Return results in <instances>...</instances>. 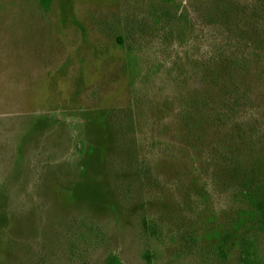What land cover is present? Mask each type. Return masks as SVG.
<instances>
[{"label": "rangeland", "instance_id": "rangeland-1", "mask_svg": "<svg viewBox=\"0 0 264 264\" xmlns=\"http://www.w3.org/2000/svg\"><path fill=\"white\" fill-rule=\"evenodd\" d=\"M263 187L264 0H0V264H264Z\"/></svg>", "mask_w": 264, "mask_h": 264}, {"label": "trees", "instance_id": "trees-1", "mask_svg": "<svg viewBox=\"0 0 264 264\" xmlns=\"http://www.w3.org/2000/svg\"><path fill=\"white\" fill-rule=\"evenodd\" d=\"M52 0H39L40 5L45 9L49 10ZM252 203L255 207V210L259 216V221L261 224V228L264 229V187L261 189L260 192L255 193L251 196ZM245 255H243V260L247 264H251V260H249L250 256L248 251L244 252ZM147 257V255H146ZM149 259V258H148ZM108 264H124L120 257L116 254H113L110 257Z\"/></svg>", "mask_w": 264, "mask_h": 264}, {"label": "flooded vegetation", "instance_id": "flooded-vegetation-1", "mask_svg": "<svg viewBox=\"0 0 264 264\" xmlns=\"http://www.w3.org/2000/svg\"><path fill=\"white\" fill-rule=\"evenodd\" d=\"M16 147H18V146H16Z\"/></svg>", "mask_w": 264, "mask_h": 264}]
</instances>
